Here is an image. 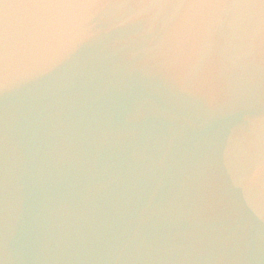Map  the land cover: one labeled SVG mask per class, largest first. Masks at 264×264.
<instances>
[{
    "label": "clouds",
    "instance_id": "1",
    "mask_svg": "<svg viewBox=\"0 0 264 264\" xmlns=\"http://www.w3.org/2000/svg\"><path fill=\"white\" fill-rule=\"evenodd\" d=\"M0 264H264V0H0Z\"/></svg>",
    "mask_w": 264,
    "mask_h": 264
}]
</instances>
